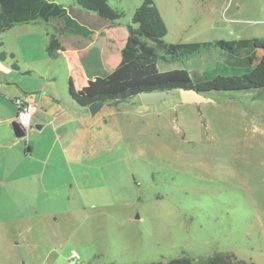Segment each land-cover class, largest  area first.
I'll return each instance as SVG.
<instances>
[{"label": "rangeland", "instance_id": "1", "mask_svg": "<svg viewBox=\"0 0 264 264\" xmlns=\"http://www.w3.org/2000/svg\"><path fill=\"white\" fill-rule=\"evenodd\" d=\"M108 1L123 13L115 28L127 34L144 0ZM155 1L166 42L264 37V0ZM218 53L162 68L211 71ZM57 70L61 98L68 95L63 62ZM256 94L209 93L210 103L176 98L151 107L136 97L90 112L92 129L81 128L98 148L82 208L56 222L39 217L0 228V264H167L183 256L208 264L217 253L264 264V99Z\"/></svg>", "mask_w": 264, "mask_h": 264}, {"label": "crops", "instance_id": "2", "mask_svg": "<svg viewBox=\"0 0 264 264\" xmlns=\"http://www.w3.org/2000/svg\"><path fill=\"white\" fill-rule=\"evenodd\" d=\"M53 33L54 21L42 20L18 23L0 33L1 229L39 217L56 222L62 213L80 210L83 181L87 186L89 173L96 167L92 161L97 156V140L85 138L81 128L92 129L90 111L72 99L69 80L81 95H98L94 81L116 69L128 31L106 26L90 38L64 33V50L57 59L47 52ZM59 62L65 66L68 90L61 98L55 91ZM22 97L35 102L39 110L33 127L18 137L13 127L18 111L14 100Z\"/></svg>", "mask_w": 264, "mask_h": 264}, {"label": "trees", "instance_id": "3", "mask_svg": "<svg viewBox=\"0 0 264 264\" xmlns=\"http://www.w3.org/2000/svg\"><path fill=\"white\" fill-rule=\"evenodd\" d=\"M71 1L64 5L56 0H0V33L18 23L54 21L55 33L50 36L47 52L50 58L57 59L59 51L64 50L62 34L90 38L106 26H115L123 17V13L114 9L108 0ZM127 31L128 39L121 51L120 63L112 73L94 81L100 92L98 95H81L73 80H69V94L81 107L90 108L98 102L118 106L140 97L143 92L178 91L181 88L218 94L257 92L256 98L264 99V55L257 63L253 62L256 52L264 53V37L168 43L165 41L168 26L155 0L143 1L127 24ZM213 50L220 53L216 67L211 71L162 68V65L182 62L185 65ZM110 88L117 92H108ZM167 264L194 263L191 257L183 256ZM208 264L247 263L234 255L217 253Z\"/></svg>", "mask_w": 264, "mask_h": 264}, {"label": "water", "instance_id": "4", "mask_svg": "<svg viewBox=\"0 0 264 264\" xmlns=\"http://www.w3.org/2000/svg\"><path fill=\"white\" fill-rule=\"evenodd\" d=\"M209 93H202L197 91L196 89H184L181 88L178 91H151V92H143L140 95V98L146 107H151L156 104H160L171 99L180 98L182 104H205L213 102V100L208 96ZM104 106L103 102H98L93 104L89 111L95 115L100 111V109ZM15 133L18 137H22L25 134L24 129L18 122L13 124Z\"/></svg>", "mask_w": 264, "mask_h": 264}, {"label": "built area", "instance_id": "5", "mask_svg": "<svg viewBox=\"0 0 264 264\" xmlns=\"http://www.w3.org/2000/svg\"><path fill=\"white\" fill-rule=\"evenodd\" d=\"M14 103L18 109L15 118L16 122H18L25 130L31 129L39 110L38 105L28 99V97L16 98Z\"/></svg>", "mask_w": 264, "mask_h": 264}]
</instances>
